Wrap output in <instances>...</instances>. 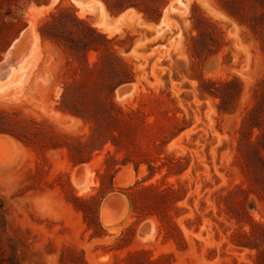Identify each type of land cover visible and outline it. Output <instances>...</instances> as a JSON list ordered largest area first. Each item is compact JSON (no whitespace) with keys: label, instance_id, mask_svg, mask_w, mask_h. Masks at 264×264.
<instances>
[{"label":"rangeland","instance_id":"obj_1","mask_svg":"<svg viewBox=\"0 0 264 264\" xmlns=\"http://www.w3.org/2000/svg\"><path fill=\"white\" fill-rule=\"evenodd\" d=\"M0 65V264H264V0H0Z\"/></svg>","mask_w":264,"mask_h":264},{"label":"trees","instance_id":"obj_2","mask_svg":"<svg viewBox=\"0 0 264 264\" xmlns=\"http://www.w3.org/2000/svg\"><path fill=\"white\" fill-rule=\"evenodd\" d=\"M103 41L106 44L109 43V41L105 37L103 38ZM111 51H112V49H111ZM116 71H117V73H116L117 75H116L115 79H113L111 82H109L107 80L103 81L104 89H110L111 91H114L115 88H117L121 84L127 82V80H128V77H127L128 76V72H127L125 66H123V64H121V63L117 64ZM263 150H264V148H263ZM128 200H129V203H131L129 198H128ZM248 224L250 225L249 231L242 232V234H240V235H242V238L244 239V241H250L249 239L251 237H254V230H253L254 228L257 229V232L262 236V240H264V228H260L259 226H257L256 224H254L251 221H248ZM96 225H98V224L96 223ZM235 244L237 246H248L245 243H241V242H235ZM261 252H262V250H258L257 249V256Z\"/></svg>","mask_w":264,"mask_h":264},{"label":"bare ground","instance_id":"obj_3","mask_svg":"<svg viewBox=\"0 0 264 264\" xmlns=\"http://www.w3.org/2000/svg\"><path fill=\"white\" fill-rule=\"evenodd\" d=\"M27 36V35H26ZM33 36V35H32ZM31 36V37H32ZM35 37V36H34ZM32 38V39H34V41H35V38ZM30 38V37H29ZM30 43H31V41H30ZM33 44V43H32ZM33 46V45H32ZM29 47H30V45H29ZM32 48V47H31ZM28 52H29V50H28ZM25 54V53H24ZM24 56V55H23ZM25 56H27V55H25ZM23 59H24V57H22ZM26 60V59H25ZM25 60H23V61H25ZM23 62H20L19 64H22ZM18 64V65H19ZM3 65V64H2ZM2 65H0V71H1V68H3V66ZM15 69H13V68H11V72H13ZM16 71V70H15ZM115 196H119V195H110V196H108L105 200H104V203H103V208H106V207H111V206H113V205H116V207H117V210L118 209H120L121 208V200L119 199V198H117V197H115ZM120 197V196H119ZM122 198V197H121ZM113 208V207H112ZM112 208H110V210L112 209ZM120 215V214H119Z\"/></svg>","mask_w":264,"mask_h":264}]
</instances>
